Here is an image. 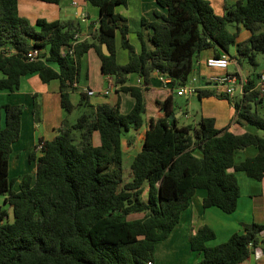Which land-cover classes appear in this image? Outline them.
I'll return each instance as SVG.
<instances>
[{
    "label": "trees",
    "instance_id": "16d2710c",
    "mask_svg": "<svg viewBox=\"0 0 264 264\" xmlns=\"http://www.w3.org/2000/svg\"><path fill=\"white\" fill-rule=\"evenodd\" d=\"M85 1L97 7L98 25L90 29L92 37L74 46L73 55H62L60 46L82 29L78 18L38 17L31 23L19 13L18 0H0V90H16L21 77L30 74L44 82L56 79L61 106L69 113L81 57L92 47L101 73L111 75L119 90L134 98L132 107L122 112L118 101L92 103L80 89L77 104L83 110L73 122L65 116L51 138L38 139L39 153L37 143L29 152V159L36 160L35 171L20 176L18 189L9 177V155L20 135L23 105H1L0 197L10 212L0 203V264H153L155 244L169 235L197 188L206 190L203 207L229 213L240 194L234 170L255 179L264 176V114L253 106L262 95L252 77L238 100L208 87L196 95L227 98L235 108L234 122L251 124L261 133L217 128L212 116L180 123L171 93L157 102L146 97L153 70L168 75L175 88L189 79L193 58L205 48L218 55L234 45L232 56L238 63L257 66L258 53L264 54V0L225 2L221 14L208 0H155L163 10L155 8L152 19L141 16L138 48L129 41L127 18L116 10L127 0ZM228 23L236 29L230 30ZM241 27L248 31L243 39L238 37ZM117 31L120 46L128 52L124 63L115 56ZM102 43L109 54L102 52ZM34 48L38 53L30 59L27 53ZM131 74L140 75L142 84L128 83ZM39 106L34 94L36 120ZM159 107L164 113L150 115ZM143 123L141 147L125 174L121 138ZM94 131L99 133L97 145L92 142ZM248 145L256 153L235 163V151ZM262 230L264 223L252 221L209 245L215 232L203 224L189 236L190 248L202 254L192 264H238L264 241Z\"/></svg>",
    "mask_w": 264,
    "mask_h": 264
},
{
    "label": "crops",
    "instance_id": "0c3cea01",
    "mask_svg": "<svg viewBox=\"0 0 264 264\" xmlns=\"http://www.w3.org/2000/svg\"><path fill=\"white\" fill-rule=\"evenodd\" d=\"M62 1V0H61ZM59 3H51V7H47L48 11L45 14L42 12H37L38 14H34L31 16H26L31 23H34L36 18L44 17L47 20L52 19H71V18H78L79 15L83 12L89 16V8L87 7L88 2L85 0H75L76 3H73V0H65L70 5L73 6L74 15L70 18H63L61 17V5ZM214 10L215 13L221 14L223 12V5L225 2H233L235 0H208ZM26 6V10L31 2L27 4L24 3ZM42 4V3H40ZM158 4L155 0H127L125 4L124 10H119V12L127 18V22L133 18L135 20H139L141 16L147 17L148 19L153 18V10L158 8ZM161 10L163 8L159 7ZM18 11H19V1H18ZM98 15V12H97ZM96 15V18H97ZM95 18V19H96ZM94 21V20H92ZM234 25V24H233ZM82 26H84L82 24ZM234 29H236L234 25ZM248 36V31L241 27L239 29V39H243ZM235 47V46H234ZM212 51V50H211ZM222 52V51H221ZM235 53V50L233 54ZM213 54L212 52L203 53L199 52L193 58V71L189 77L194 83V80L197 79L198 83L203 82L205 84L204 87H208L212 89L215 93L223 92L221 89L213 86L212 84L206 83L203 81L205 77L209 74L206 73L204 68V63L206 57ZM232 62L235 63L236 68H239V71L243 76L247 79L252 77L253 80L256 79L258 72L264 71V68L260 70L252 69L251 67H241V63H238L236 58L232 56L233 54L228 53ZM81 60L85 61V77L87 80V87L93 89H102L103 87V80L106 78V75H103L100 70V59L95 51L94 48H89L87 52H85ZM82 68V65H81ZM232 71V70H228ZM87 72V74H86ZM99 74V75H98ZM204 74V75H202ZM138 75L131 74L128 83L136 84V78ZM106 80V79H105ZM210 86V87H209ZM77 87H79V82L77 81ZM118 88V87H117ZM83 89V88H80ZM175 88H164L159 83L157 78L153 76L151 78L150 83V93L149 99L157 102L162 101L166 95L171 93L173 97V90ZM78 90V89H77ZM116 94L115 102H119V107L123 104L124 96H131L128 92H123L118 89H114ZM73 93V92H72ZM97 92V97H102L103 94ZM36 94L38 98L41 99L42 104V111H41V119L40 121V113H39V120L34 117L32 105H33V95ZM109 94V93H108ZM107 95V94H106ZM89 96V95H88ZM241 96V92L237 89L236 92L232 97L235 99H239ZM132 97V96H131ZM146 97H148L146 95ZM89 98V97H88ZM203 98H218V99H226L229 103L226 105L221 101L218 103H211L218 106V112L213 110H206L201 112V116H212L215 119V126L217 128H224L228 127L233 132L240 133L245 130L250 131H257V129L248 123H237L234 122L235 117V108L230 100L225 97H219L217 95H208L202 96L199 100ZM71 99V98H70ZM127 100V98L125 97ZM129 100V99H128ZM72 101V99H71ZM90 101V100H89ZM174 101V99H173ZM5 102H15L21 103L23 105V112L21 116V130L20 135L17 140H15L12 144V151L9 155V161H20L22 158L21 152L18 148H15V144L19 143L21 140H24V137H28L30 141V145L27 146L26 151V158L28 161H36L35 159H29V152L32 150L31 146L34 148V145L37 143L39 138L49 139L55 134V127L59 125L61 120L67 116V112L61 109L60 103V93L58 89V81L56 79L50 80L49 82H44L40 79L38 74H30L26 76H22L20 79L19 87L16 90L8 91V90H0V107ZM52 103V107L54 110H49L47 105ZM91 102V101H90ZM97 102H104V101H97ZM134 98L130 99V106L127 109H130L133 105ZM94 103V102H92ZM112 103V104H114ZM253 106L257 109L261 114H264V96L262 99L254 102ZM225 107V111L223 108ZM174 108L176 109L175 116L178 117V122H180L179 117L182 111H178L174 103ZM48 111V113H47ZM54 111V112H53ZM165 108L159 107L155 112L151 113L150 115L158 116L164 113ZM53 113L55 116L52 119V122L47 125L45 123L46 118H50L51 114ZM29 114L27 116L28 126L23 127V114ZM200 116V117H201ZM2 120V114H1ZM198 121V120H197ZM194 121V122H197ZM40 122V123H39ZM50 126V129H49ZM143 130H144V123L139 126L138 128L131 127L127 130L128 137L132 138L134 133L141 131V135L143 138ZM94 132L92 136L93 144H99L97 142V138H94ZM126 137L125 141L121 138L122 149L127 150L133 141ZM129 142V143H128ZM123 143L125 146H123ZM28 145V144H27ZM256 148L253 145H248L244 148H240L235 151L234 153V162L237 163L244 157L248 155H253L256 153ZM38 154V153H37ZM232 170V168H231ZM236 175L238 184H239V197L237 200V206L235 210L232 212H224L217 206H202V198L206 194V190L204 188H197L193 193L192 197L190 198L189 205L181 211L180 217L178 222L175 224L169 235L164 238L163 240L158 241L155 244L154 253H153V264L159 262V264H192L197 260L201 259L202 254L195 250H192L189 245V236L191 233H194L197 228L203 224L209 225L215 232V237L207 241V244L213 245L219 243L229 237V235L234 231L243 230V225L245 223H250L252 221L258 223H264V176L260 179H255L248 176L244 171L241 170H234ZM261 237H264V232L260 233ZM194 254V255H193ZM238 264H264V241H259L257 245L254 246L253 250L250 252L249 256Z\"/></svg>",
    "mask_w": 264,
    "mask_h": 264
},
{
    "label": "rangeland",
    "instance_id": "374dc122",
    "mask_svg": "<svg viewBox=\"0 0 264 264\" xmlns=\"http://www.w3.org/2000/svg\"><path fill=\"white\" fill-rule=\"evenodd\" d=\"M18 1H19V13L21 15H26V16L38 14L37 12H42V14H45V12L48 11L47 7H51V6H48V5H51V3L43 2L40 0H18ZM28 2H31L32 4H30L26 10L25 8L27 5H25L24 3L27 4ZM40 3H42V4H40ZM60 5H61V12H62L61 17L70 18L71 15L72 16L74 15L73 6L70 5L68 2H65V0H62L60 2ZM87 5H88L87 7L89 8L88 10H89V14H90L88 16V20H95L97 12H98L97 7L90 4V3H88ZM124 9H125V5H118L116 7L117 11L124 10ZM128 25L130 28L129 33H128L129 41L136 48H138L139 43H138V39L136 36V30L140 27V21L131 18L128 21ZM87 27L89 29L91 28L89 26H87ZM227 27L230 30H234V25L232 23H228ZM211 50L212 49L205 48V49H202L200 52L210 54L212 52ZM234 50H235L234 45H230L229 46V53L233 54ZM115 56H116L117 62H119V63L126 62L127 58H128L127 50L120 46V35H119L118 31L116 32V35H115ZM257 59L259 62V64L257 66L253 67L246 60H243L241 62V67L242 68L251 67L252 69H256V70H260V69L264 68V54L258 53ZM203 63H204V68L206 70L205 71L206 73H204V74H206V75L209 73H211V74L223 73L226 70H234L236 68L235 63L232 61H230L229 65L226 68L210 67L209 65L206 64V61ZM81 65H82V68L80 69V75L78 78V82H79L78 90H75L70 95V98L72 99V103L74 104V107L72 108V110L69 113H67L66 118L69 122H73L75 120V118L77 117V115L84 108V106L77 104V101L79 98L80 88L85 89V87H87V85H85V84H87L86 83L87 80L85 77V69L83 68V67H85V61L81 60ZM204 74H202V75H204ZM105 79L103 80V87L102 88H104L108 85L107 80H105ZM194 84L199 85L200 82L198 83V80L195 79ZM94 90H98V89H94ZM147 96H148L147 97V99H148L150 96V93L147 92ZM125 97L127 98V100L125 99ZM37 98H38V96H37ZM115 99H116V94H115L113 88L109 94L102 95V97H97V92L94 94H89V100L91 102H94V103L97 101L114 103ZM130 99H132L131 96H124L123 97L124 102L119 107L122 112H127L129 110L127 108H129V106L131 104ZM173 99H174V103H175L176 107L178 108L177 112L182 111V113L179 117L180 123H189V122L194 123V121L199 120V118L201 116V112L205 111V109L209 110V111L213 110L215 112H218V109H219L218 106L215 104H211V103H218L220 101L222 103H224L225 105H226V102H227V104L229 103L226 99L221 100L218 98H203L202 100H199V97L196 94H189V95L179 94L176 89L173 90ZM38 101H39V105H40L39 106L40 107V110H39L40 121H42V119H41V111H42L41 99L38 98ZM47 108H48V111L54 110L51 102H50V105H47ZM61 109L63 111H65V109L62 106H61ZM48 111H47V113H48ZM223 111H225V107L223 108ZM50 114H51V117L49 119L46 118V121H45V123L47 125H49V123L52 122V119L55 116L52 112ZM26 115H29V114H26V113L23 114V127L28 126ZM2 122H3V117H2ZM37 122H38V120H37ZM49 129H50V126H49ZM257 131L259 133H261L260 130H257ZM94 133H95L94 138L95 139L97 138V142H98L99 141V133H98V131H94ZM126 137H128L127 132H125V134L122 136L123 141H125ZM28 139H29L28 137H24V140H21L19 143L15 144V148H18L21 152V155H22V158H20V161H9V177L14 179V183H13L14 189H18L19 178L24 172L29 171V172L33 173L35 171V168H36V161H28L27 158L25 157L26 151L28 148L27 146L30 145V141ZM128 139L130 140V142L133 140L134 141L130 145V147L127 150H124V152H123L122 166H123V171L125 174L127 173V170H129L130 162H131L133 156L141 147V143H142L141 131L134 133L132 135V138L128 137ZM123 146H125L124 143H123ZM31 148L33 149L32 146H31ZM36 152L39 153V150L36 149ZM0 203H1L2 207H5V209H7V211L10 212V208H8V205L3 202L2 197H0ZM156 264H159V262H157Z\"/></svg>",
    "mask_w": 264,
    "mask_h": 264
},
{
    "label": "built area",
    "instance_id": "2783aa9c",
    "mask_svg": "<svg viewBox=\"0 0 264 264\" xmlns=\"http://www.w3.org/2000/svg\"><path fill=\"white\" fill-rule=\"evenodd\" d=\"M73 3L75 4L76 1L73 0ZM80 22L84 25L82 26V29L74 31L72 38L68 43L62 44L60 46V54L62 55H73L74 53V46L86 39H89L91 36L90 29H95L98 25L97 21L94 20H88V15L86 12H83L79 15ZM91 27L90 29L87 27ZM38 53V48H34L30 50L27 54L30 59L34 58ZM206 64L210 67H216V68H226L231 59L228 53L221 52L218 55L211 54L205 59ZM153 76L157 78L159 83L164 88H172L170 77L166 74L159 73L157 70H153ZM106 80L108 85L102 89L94 90L92 88L85 87L83 89L88 95L94 94L96 92H99L103 95H106L111 92L112 88L117 89L119 87L118 83H115L114 78L111 75H106ZM142 77L138 75L136 78V84H142ZM203 81H206L208 84H212L213 86L217 87L218 89H221L223 92H225L228 96L232 97L236 90L238 89L240 92L242 91L243 85L247 82V78L241 74L239 71V68H235L232 71L226 70L223 73H216L208 75L204 78ZM205 84L201 82L199 85L194 84L191 80H187L185 83L178 85L175 87L177 92L179 94H196L199 88L204 87ZM254 88H256L260 95L262 97L264 96V71L259 73L254 80ZM37 149L39 150L42 146L41 142H37ZM261 232H264L262 230ZM152 261L149 260L148 264H151Z\"/></svg>",
    "mask_w": 264,
    "mask_h": 264
},
{
    "label": "water",
    "instance_id": "95a60500",
    "mask_svg": "<svg viewBox=\"0 0 264 264\" xmlns=\"http://www.w3.org/2000/svg\"><path fill=\"white\" fill-rule=\"evenodd\" d=\"M101 49H102V52L105 53V54H109V53H110L109 50L107 49V46H106L105 43H102V44H101ZM163 108H164V107H163ZM174 114H175V113H174ZM168 116H169V117H172L173 114L170 113Z\"/></svg>",
    "mask_w": 264,
    "mask_h": 264
}]
</instances>
